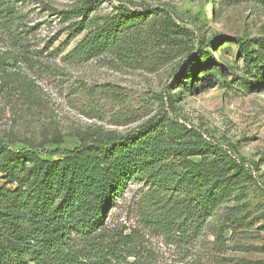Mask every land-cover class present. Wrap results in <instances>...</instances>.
<instances>
[{"label": "rangeland", "instance_id": "374dc122", "mask_svg": "<svg viewBox=\"0 0 264 264\" xmlns=\"http://www.w3.org/2000/svg\"><path fill=\"white\" fill-rule=\"evenodd\" d=\"M101 1L94 16L111 17L120 7L153 12L154 22L168 14L189 36L173 42L146 29L153 49L144 57L108 51L84 61L71 53L87 32L71 37L43 6L68 11L86 0L18 3L23 25L13 35L21 41L0 31V144L48 157L84 139L127 135L158 117L228 153L234 147L254 178L243 173L200 235L164 234L154 208H145L148 189L139 180L109 213V228L132 235L138 264H264V0ZM200 49L215 63L201 64Z\"/></svg>", "mask_w": 264, "mask_h": 264}, {"label": "trees", "instance_id": "16d2710c", "mask_svg": "<svg viewBox=\"0 0 264 264\" xmlns=\"http://www.w3.org/2000/svg\"><path fill=\"white\" fill-rule=\"evenodd\" d=\"M28 2L0 0V31L9 32L14 43L21 41L13 31L24 17L16 5ZM101 5V0H86L68 11L43 6L60 17L71 37L87 32L71 53L75 58L88 61L119 51L140 59L153 49L146 29H158L159 39L173 42L176 35L189 36L168 14L154 22L153 12L120 7L111 17L94 16ZM199 54L205 59L201 64L215 63L209 53L200 49ZM200 59L178 69L172 84ZM198 137L156 117L127 135L84 139L79 147L48 157L0 144V264H138L132 235L110 229L108 222L135 180L148 189L145 208H154V223L164 234L184 240L200 235L243 173L254 175L234 147L228 153Z\"/></svg>", "mask_w": 264, "mask_h": 264}]
</instances>
